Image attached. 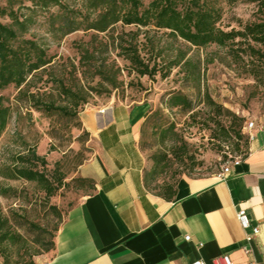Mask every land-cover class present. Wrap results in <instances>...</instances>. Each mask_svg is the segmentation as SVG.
<instances>
[{
	"label": "rangeland",
	"instance_id": "rangeland-1",
	"mask_svg": "<svg viewBox=\"0 0 264 264\" xmlns=\"http://www.w3.org/2000/svg\"><path fill=\"white\" fill-rule=\"evenodd\" d=\"M69 1L73 3V0ZM262 1L221 0V27L225 30L239 29L240 23L255 20ZM144 2L147 4L149 0ZM0 4L4 5L5 0H0ZM55 12L56 7L40 11L27 35L38 39L53 57L51 65L32 78L30 91L41 100L65 104L67 101L59 92L60 82L74 90L82 89L81 94L90 87L96 90L91 92L89 101L79 108L77 117L52 114L31 106L24 95L19 96V89L14 85L0 91L13 110L12 118L0 137V166L9 163L18 153H27L29 148H34L47 161L45 166L39 163L38 168L49 176L57 170L56 176L64 179L57 193L47 198L35 183L0 176V185L16 189L11 196L0 195V211L10 219L14 230L27 239H33L34 234L27 230L29 228L25 223L48 225L52 229L58 218L49 208L51 205L65 215L69 208L92 191L90 184L81 185L77 181L82 177L83 165L98 150L95 139L82 121L85 110L117 103L138 105L145 102L151 106L150 119L141 126L139 148L145 158V187L156 195L167 193L183 176L216 174L230 157H243L247 152L251 131L245 129L246 123L264 124V87L256 84L252 77L238 72L227 55V48L213 44L190 53L202 61V93L205 89L208 91L213 100V104H209L192 84H183L179 67L173 68L167 78L161 74L154 77L139 75L128 61L118 56V51L110 48L106 52L101 42L111 39L105 34H99L93 40V31L79 30L57 39L49 26V15ZM0 20L10 22L8 18ZM121 30L119 28L115 35ZM131 30L135 28H125L126 32ZM167 33L166 30L153 28L149 34L159 47L166 48L165 58H158L163 69L169 66V59L176 53L168 49L173 42ZM140 39L145 42L143 35ZM147 45L144 53L149 57L152 48L150 43ZM87 46L98 51L92 64L81 63V50ZM174 46L186 48L184 43H175ZM156 52L152 57L156 56ZM103 62L102 70L110 76H118V87L110 94L107 92L108 83L97 74V66ZM178 90L189 96L194 104L193 110L169 108L164 104L169 95ZM25 245V242L8 245L13 264H24L30 258ZM0 259L3 261L1 256Z\"/></svg>",
	"mask_w": 264,
	"mask_h": 264
},
{
	"label": "crops",
	"instance_id": "crops-1",
	"mask_svg": "<svg viewBox=\"0 0 264 264\" xmlns=\"http://www.w3.org/2000/svg\"><path fill=\"white\" fill-rule=\"evenodd\" d=\"M150 109L117 103L82 113L98 147L82 176L95 189L68 210L55 249L35 264H216L223 255L235 264L264 263V135L251 131L241 164L224 179L183 176L168 199L144 184L139 140ZM243 209L248 228L238 218Z\"/></svg>",
	"mask_w": 264,
	"mask_h": 264
},
{
	"label": "trees",
	"instance_id": "trees-1",
	"mask_svg": "<svg viewBox=\"0 0 264 264\" xmlns=\"http://www.w3.org/2000/svg\"><path fill=\"white\" fill-rule=\"evenodd\" d=\"M220 1L149 0L145 4L144 0H73V3L69 0H5L4 5L0 4V19L8 18L10 22L4 23L0 20V91L14 85L19 89V96L24 95L31 106L67 117H77L79 108L89 101L91 92L96 90L95 87H90L86 93L81 94L82 89L74 90L60 82L59 92L67 101L65 104L41 100L37 94L30 91L32 78L38 72L46 70L53 57L38 39L27 35L30 34L39 12L55 7L57 12L50 13L49 26L57 39L79 30L93 31V40L99 34H105L111 39L101 42L106 52H109L110 48L118 51V56L128 61L139 75L154 77L161 74L163 78H167L173 68L179 67L178 73L183 75V84H192L200 95L205 96L209 104H213V100L208 91L205 89L202 93V61L190 55L194 49L199 50L213 44L227 48V55L237 66L238 72L252 77L256 84L264 87V0L259 6V15L255 20L240 23L239 29L230 30L221 27L223 12ZM126 27H134L135 30L126 32ZM119 28L122 30L115 35ZM153 28L168 31L167 34L173 42L168 49L176 53L169 59L166 69L160 67L158 58H165L167 51L150 37V30ZM141 35L145 42L141 41ZM146 43H150L152 48L149 57L144 53ZM175 43H184L186 48L175 47ZM155 51L156 56L152 57ZM81 52L82 64H92V61L97 59L98 51L91 46L83 47ZM101 66H104V62L97 66V74L108 83L107 92L110 94L118 87V76L108 75ZM6 100V97L0 95V137L13 113ZM164 104L169 108L181 107L185 111L194 109L189 96L181 90L172 92ZM149 119L150 112L143 124ZM238 134L241 136V130ZM39 163L43 166L47 164L45 156L37 154L34 148H29L27 153H18L9 163L0 166V176L3 179H23L35 183L45 192L46 197L50 198L63 186L64 179L62 176H56L57 170L51 176L41 171L38 168ZM77 181L81 185L90 184L91 192L95 189L94 181L90 178L82 176ZM15 191L14 187L0 185V195L4 197L11 196ZM174 194L175 187H170L167 193L160 196L171 199ZM49 208L58 218V223L52 229H49L48 225L25 223L29 228L27 230L34 234L33 239H27L22 233L14 230L10 219L0 211V256L3 258V264H13L7 250L8 245L26 243L30 258L24 264H35L36 256L55 249L56 233L68 211L63 215L56 206L51 205Z\"/></svg>",
	"mask_w": 264,
	"mask_h": 264
},
{
	"label": "built area",
	"instance_id": "built-area-1",
	"mask_svg": "<svg viewBox=\"0 0 264 264\" xmlns=\"http://www.w3.org/2000/svg\"><path fill=\"white\" fill-rule=\"evenodd\" d=\"M246 129L249 131L257 130L264 135V124L257 125L254 121H249L247 123ZM241 161H242V157H240V156L230 157L228 159V161L217 172V176L221 179H224L231 172V170L234 166H238L241 164ZM238 218H239L241 225L244 228L250 227L251 223H250V220H249V217L247 215L246 210H244V209L240 210L238 212ZM257 233H259V227H255L252 234H247V239L252 240L253 235L257 234ZM186 239H190V237L187 236ZM192 264H204V262L202 260H197V261H194ZM216 264H235V263L232 261V259L229 255H223L222 257H220L219 259L216 260ZM262 264H264V263H262Z\"/></svg>",
	"mask_w": 264,
	"mask_h": 264
}]
</instances>
